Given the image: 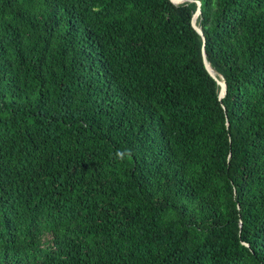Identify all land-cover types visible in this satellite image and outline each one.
I'll return each instance as SVG.
<instances>
[{"label": "trees", "instance_id": "trees-1", "mask_svg": "<svg viewBox=\"0 0 264 264\" xmlns=\"http://www.w3.org/2000/svg\"><path fill=\"white\" fill-rule=\"evenodd\" d=\"M0 264H264V0H0Z\"/></svg>", "mask_w": 264, "mask_h": 264}, {"label": "water", "instance_id": "water-1", "mask_svg": "<svg viewBox=\"0 0 264 264\" xmlns=\"http://www.w3.org/2000/svg\"><path fill=\"white\" fill-rule=\"evenodd\" d=\"M173 4H180L182 2H186L188 0H170ZM196 4V10L192 16L191 19V26L193 27V29L198 33V35L201 36L202 40H203V47H204V37H203V33L201 31V29L196 25V18L197 16L200 14V10H201V3L200 1H195ZM202 59H203V64L205 66L206 71L208 72V74L215 80V82L217 83V85L219 86V96L218 98L221 100L225 97L226 94V85L225 83L220 80L218 77H216V75L213 73V71L211 70V68L209 67L206 58H205V53L204 50L202 49Z\"/></svg>", "mask_w": 264, "mask_h": 264}, {"label": "clouds", "instance_id": "clouds-1", "mask_svg": "<svg viewBox=\"0 0 264 264\" xmlns=\"http://www.w3.org/2000/svg\"><path fill=\"white\" fill-rule=\"evenodd\" d=\"M125 153H126L127 155H129V156L131 155L130 150H125V152H123V153H122V152H118V153H117V156H119V157L122 158V157L125 155Z\"/></svg>", "mask_w": 264, "mask_h": 264}, {"label": "bare ground", "instance_id": "bare-ground-1", "mask_svg": "<svg viewBox=\"0 0 264 264\" xmlns=\"http://www.w3.org/2000/svg\"><path fill=\"white\" fill-rule=\"evenodd\" d=\"M198 19V18H197Z\"/></svg>", "mask_w": 264, "mask_h": 264}]
</instances>
